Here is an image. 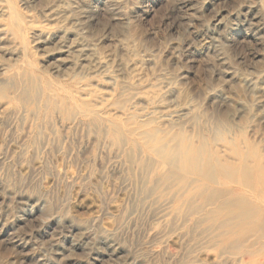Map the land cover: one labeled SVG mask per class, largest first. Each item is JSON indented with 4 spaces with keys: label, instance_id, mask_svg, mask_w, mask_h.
I'll use <instances>...</instances> for the list:
<instances>
[{
    "label": "rangeland",
    "instance_id": "374dc122",
    "mask_svg": "<svg viewBox=\"0 0 264 264\" xmlns=\"http://www.w3.org/2000/svg\"><path fill=\"white\" fill-rule=\"evenodd\" d=\"M11 1L25 37L0 41V264H264V230L225 246L224 185L177 210L164 164L130 139L158 126L264 152V0ZM75 40L108 70L59 54ZM97 95L123 105L115 125L75 100Z\"/></svg>",
    "mask_w": 264,
    "mask_h": 264
},
{
    "label": "bare ground",
    "instance_id": "6f19581e",
    "mask_svg": "<svg viewBox=\"0 0 264 264\" xmlns=\"http://www.w3.org/2000/svg\"><path fill=\"white\" fill-rule=\"evenodd\" d=\"M10 1L0 0V18H3V23L0 24V41L16 44L25 37V29ZM64 8L57 10V13L50 11L48 18L62 19L65 22L68 18V10ZM26 30L32 31L38 39L44 37L45 41L52 37L44 28L37 30L26 28ZM57 49L60 55L75 56V65L79 67L82 65L81 67L88 70L102 72L108 70V64L102 62L82 40H75L72 45H66L64 42ZM4 69L0 64V72ZM26 80L28 79L19 80L15 83L16 87L21 88V84ZM30 83L28 92L34 97L36 96L35 84L31 81ZM85 96H89V93ZM107 97L97 95L87 100L78 99L77 96L75 100L78 107L85 110L92 120L103 119L113 126L118 120L115 118L122 114L123 105L113 104L116 109L109 114L108 108L111 104H106L103 109L92 108L90 104L91 102L97 104L108 102ZM1 109L0 114L6 106L3 105ZM110 132L114 139L120 135V132L114 128ZM135 136L138 139L132 135L131 141L157 156L164 164L163 168L156 166L154 173L160 176V182L168 188L169 192L172 190L177 195L175 203L177 210L194 207L199 194L206 193L214 185L219 187L224 185L225 246L231 243L232 236L243 238L246 233L253 232L257 237V233H263L264 226L261 223L264 222V152L253 141L225 143V146L219 147L221 149L213 153L204 141L194 143L178 133L169 136L158 126L140 130ZM189 182L192 183L191 187H185L184 184Z\"/></svg>",
    "mask_w": 264,
    "mask_h": 264
}]
</instances>
